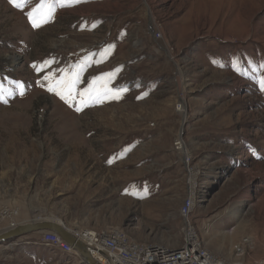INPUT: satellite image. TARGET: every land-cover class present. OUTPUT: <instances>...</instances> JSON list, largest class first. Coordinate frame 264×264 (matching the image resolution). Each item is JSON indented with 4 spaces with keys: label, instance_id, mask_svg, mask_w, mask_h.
<instances>
[{
    "label": "rangeland",
    "instance_id": "rangeland-1",
    "mask_svg": "<svg viewBox=\"0 0 264 264\" xmlns=\"http://www.w3.org/2000/svg\"><path fill=\"white\" fill-rule=\"evenodd\" d=\"M17 2L0 0V209L178 248L182 134L202 246L264 261V0ZM30 241L0 264H75Z\"/></svg>",
    "mask_w": 264,
    "mask_h": 264
},
{
    "label": "built area",
    "instance_id": "built-area-1",
    "mask_svg": "<svg viewBox=\"0 0 264 264\" xmlns=\"http://www.w3.org/2000/svg\"><path fill=\"white\" fill-rule=\"evenodd\" d=\"M178 111L182 105L177 107ZM178 152L184 154V164L190 172L189 193L183 201L180 216L184 223L182 244L178 248H170L159 244L138 243L127 236L121 229H107L96 231L85 229L72 232L78 240L84 243L94 259L102 264H239L222 259L202 246L196 230L190 223V217L196 207V187L193 186L192 172L190 168V156L185 152L183 138H178L175 143ZM19 211L11 207L0 209V232L14 229L20 224L18 222ZM4 225H6L4 230ZM41 243L53 251H61L64 255L79 259V254L54 232H43ZM8 245V244H7ZM6 246V248L10 247ZM14 247V245H13ZM255 247L252 238L245 237L241 244L233 246L235 259L242 261ZM104 253L106 257L102 256ZM253 264H264V261H254Z\"/></svg>",
    "mask_w": 264,
    "mask_h": 264
},
{
    "label": "water",
    "instance_id": "water-1",
    "mask_svg": "<svg viewBox=\"0 0 264 264\" xmlns=\"http://www.w3.org/2000/svg\"><path fill=\"white\" fill-rule=\"evenodd\" d=\"M182 137V134H181ZM54 232L62 237L80 256L82 264H102L92 257L87 246L66 229L63 223L54 221H30L0 233V245L32 233ZM102 256L106 257L104 253Z\"/></svg>",
    "mask_w": 264,
    "mask_h": 264
},
{
    "label": "crops",
    "instance_id": "crops-1",
    "mask_svg": "<svg viewBox=\"0 0 264 264\" xmlns=\"http://www.w3.org/2000/svg\"><path fill=\"white\" fill-rule=\"evenodd\" d=\"M29 214H32V215L29 216ZM33 214H36V216L33 215ZM43 214H45V213L42 212V210H40L38 207H36L35 210L31 211L30 213H27L22 208L21 213H20V219H19L20 222H19V224H24V223L30 222V221H42V220L45 221V219L48 220L49 217H47V218H40L39 215H43ZM5 227H6V225H4V230H5ZM70 229H72V228H70ZM39 236H40V239H41L42 233H32V234H29L27 236L18 238L16 240H13V241H11L12 243L9 242V244L11 243V245H12L11 248L10 247L6 248V246H7L8 243H4V244H2V247L0 245V251L13 249L16 246H24V245L28 244V242L32 243V241H30V239H34V238H37ZM33 243L35 244V242H33ZM13 245H14V247H13ZM63 257H64V259H68L69 261H72L75 264H82L80 258L79 259H75V258L69 257L68 255H63ZM51 261H53V260H48L47 262H51ZM48 264H50V263H48Z\"/></svg>",
    "mask_w": 264,
    "mask_h": 264
},
{
    "label": "bare ground",
    "instance_id": "bare-ground-1",
    "mask_svg": "<svg viewBox=\"0 0 264 264\" xmlns=\"http://www.w3.org/2000/svg\"><path fill=\"white\" fill-rule=\"evenodd\" d=\"M42 221H44V220H42ZM45 221H54V222H56V223H62L61 221H58V220H54V219H45ZM21 225V224H20ZM66 229H68L69 231H71V232H74L72 229H70V228H68V227H66ZM2 233V232H1Z\"/></svg>",
    "mask_w": 264,
    "mask_h": 264
},
{
    "label": "snow or ice",
    "instance_id": "snow-or-ice-1",
    "mask_svg": "<svg viewBox=\"0 0 264 264\" xmlns=\"http://www.w3.org/2000/svg\"><path fill=\"white\" fill-rule=\"evenodd\" d=\"M10 3H12L14 6H18L17 0H9ZM31 18V17H30ZM58 94V93H57ZM63 98V97H61Z\"/></svg>",
    "mask_w": 264,
    "mask_h": 264
}]
</instances>
